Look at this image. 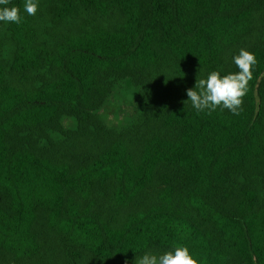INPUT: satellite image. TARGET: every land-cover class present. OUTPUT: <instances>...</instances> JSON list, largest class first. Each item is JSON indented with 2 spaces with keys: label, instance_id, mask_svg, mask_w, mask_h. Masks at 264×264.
Here are the masks:
<instances>
[{
  "label": "trees",
  "instance_id": "1",
  "mask_svg": "<svg viewBox=\"0 0 264 264\" xmlns=\"http://www.w3.org/2000/svg\"><path fill=\"white\" fill-rule=\"evenodd\" d=\"M37 2L0 22V264L177 246L264 264V0ZM241 49L257 64L239 115L182 103L198 75L237 72ZM127 82L136 110L108 125Z\"/></svg>",
  "mask_w": 264,
  "mask_h": 264
},
{
  "label": "clouds",
  "instance_id": "2",
  "mask_svg": "<svg viewBox=\"0 0 264 264\" xmlns=\"http://www.w3.org/2000/svg\"><path fill=\"white\" fill-rule=\"evenodd\" d=\"M11 0H0V22L20 24L23 17L21 9L16 6L9 7ZM37 0H25L23 10L29 16L38 12ZM238 71L222 76L219 71L211 72L207 78L197 77L194 89H188L187 101L197 113L207 112L211 115L220 109L229 110L234 115H239L243 110L244 98L249 91L250 81L253 80V68L257 64L254 53L241 49L234 58ZM135 264H200L186 246H177L172 251L156 255L145 253L137 257Z\"/></svg>",
  "mask_w": 264,
  "mask_h": 264
},
{
  "label": "rangeland",
  "instance_id": "3",
  "mask_svg": "<svg viewBox=\"0 0 264 264\" xmlns=\"http://www.w3.org/2000/svg\"><path fill=\"white\" fill-rule=\"evenodd\" d=\"M135 103V90L132 87L131 82H127L125 89L117 90L112 95V98L105 107L102 119L108 125L126 124L130 122L131 115H133L136 110ZM65 124L71 127L73 125L72 119L66 118ZM179 236L181 235L179 234Z\"/></svg>",
  "mask_w": 264,
  "mask_h": 264
}]
</instances>
